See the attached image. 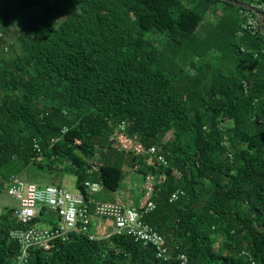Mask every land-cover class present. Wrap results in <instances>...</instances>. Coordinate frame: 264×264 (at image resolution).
Listing matches in <instances>:
<instances>
[{
	"label": "trees",
	"instance_id": "16d2710c",
	"mask_svg": "<svg viewBox=\"0 0 264 264\" xmlns=\"http://www.w3.org/2000/svg\"><path fill=\"white\" fill-rule=\"evenodd\" d=\"M219 1L233 17L206 25ZM251 16L224 0H0V190L35 166L75 175L94 208L86 181L115 191L133 172L168 247L74 232L25 264H264V31L244 28ZM15 211L0 216V264L17 263ZM46 211L35 222L55 225Z\"/></svg>",
	"mask_w": 264,
	"mask_h": 264
},
{
	"label": "built area",
	"instance_id": "2783aa9c",
	"mask_svg": "<svg viewBox=\"0 0 264 264\" xmlns=\"http://www.w3.org/2000/svg\"><path fill=\"white\" fill-rule=\"evenodd\" d=\"M254 7L264 10V0L257 2ZM261 17H249L244 23V28L256 30L260 26ZM124 124L121 125L124 128ZM150 153L160 161L166 162L163 154L157 152V147L152 146ZM8 193L20 200V207L15 214L19 227L10 230V236L20 244V251L16 264H25L29 261L30 251L33 248H50V240L54 237L69 239L72 233H84L91 239L110 236L112 234H128L144 243H153L159 255H168L167 240L163 234L144 220L145 214L156 207L152 200L145 205L137 206L134 200L128 202H97L94 208L91 201L87 200L80 191L58 186L55 184L38 185L28 182L16 174L9 177ZM89 191H99L98 182L86 181ZM183 191L178 190L172 194V199H177ZM46 208V213L51 212L58 217L56 225L41 227L35 222L41 210ZM94 217L101 221L105 219L112 224V232L91 231ZM167 254V255H166ZM182 264H189L186 255H181Z\"/></svg>",
	"mask_w": 264,
	"mask_h": 264
},
{
	"label": "rangeland",
	"instance_id": "374dc122",
	"mask_svg": "<svg viewBox=\"0 0 264 264\" xmlns=\"http://www.w3.org/2000/svg\"><path fill=\"white\" fill-rule=\"evenodd\" d=\"M213 8L215 9L216 13H211L209 16L206 15V18L204 19V22H206V25H214L219 22L220 17L227 15L228 17H233V11L234 9L228 8L225 3L223 2H217L214 4ZM232 11V12H231ZM218 13V14H217ZM236 17V16H235ZM235 38H238L237 36ZM234 42H239L238 39L233 40ZM6 55L8 57H13L15 55V52L6 49ZM178 61L181 63L180 58H177ZM168 137V136H167ZM128 170H130V167L126 166ZM19 169V168H17ZM20 177L26 181L35 182L38 185L44 186L49 184H57L60 181L62 182V185L65 188L72 189L75 192H78L76 188V181L77 178L75 175L71 173H62L61 171H54L52 173L46 172L45 170H41L36 168L35 166H29L28 168L24 170H20ZM128 176L123 180L121 187L115 191L108 190L107 188H104L101 186L100 190L97 192H94L92 194V200L95 202H109V201H122L124 198H132L133 200H137L140 198L142 200L145 196L141 195V186H144L145 184L142 183V178L135 173H127ZM150 186V183L147 185ZM20 207V201L15 198L14 196L8 194V190L5 188L0 190V214L6 212L7 208H15L18 209ZM53 214V213H51ZM16 219V217L14 216ZM3 221V219L1 220ZM41 225H44V223H40ZM41 226V227H44Z\"/></svg>",
	"mask_w": 264,
	"mask_h": 264
},
{
	"label": "crops",
	"instance_id": "0c3cea01",
	"mask_svg": "<svg viewBox=\"0 0 264 264\" xmlns=\"http://www.w3.org/2000/svg\"><path fill=\"white\" fill-rule=\"evenodd\" d=\"M100 184V183H99ZM101 185V184H100ZM129 200H133L132 198H124L122 201L120 202H128ZM93 201V200H92ZM99 202H102V201H99ZM111 202V201H109ZM112 202H116V201H112ZM97 202L93 201V204H95ZM51 214V212H48ZM51 223L50 224H53L56 222V224L58 223V217L56 216V214H51ZM1 216V214H0ZM44 214H41L39 215L38 217H43ZM46 224V223H45ZM55 224V225H56ZM108 230L109 232H112V224L109 223V221L105 220V219H102V221L99 219V218H96L94 217V220H93V224L91 226V231H104V230Z\"/></svg>",
	"mask_w": 264,
	"mask_h": 264
},
{
	"label": "water",
	"instance_id": "95a60500",
	"mask_svg": "<svg viewBox=\"0 0 264 264\" xmlns=\"http://www.w3.org/2000/svg\"><path fill=\"white\" fill-rule=\"evenodd\" d=\"M227 1L229 3L238 5V6H242L245 8H248L250 10H252L253 12H255L257 15H259L261 17V29L264 31V12L259 11L256 7H254L253 5L246 3V2H242L240 0H224Z\"/></svg>",
	"mask_w": 264,
	"mask_h": 264
},
{
	"label": "bare ground",
	"instance_id": "6f19581e",
	"mask_svg": "<svg viewBox=\"0 0 264 264\" xmlns=\"http://www.w3.org/2000/svg\"><path fill=\"white\" fill-rule=\"evenodd\" d=\"M261 26V25H260Z\"/></svg>",
	"mask_w": 264,
	"mask_h": 264
}]
</instances>
